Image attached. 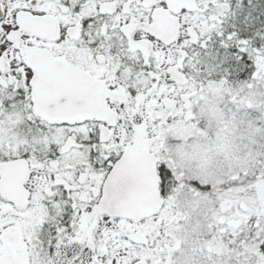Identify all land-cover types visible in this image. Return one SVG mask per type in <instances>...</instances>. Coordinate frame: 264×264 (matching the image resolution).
I'll use <instances>...</instances> for the list:
<instances>
[{
  "label": "snow or ice",
  "instance_id": "1",
  "mask_svg": "<svg viewBox=\"0 0 264 264\" xmlns=\"http://www.w3.org/2000/svg\"><path fill=\"white\" fill-rule=\"evenodd\" d=\"M0 264H264V0H0Z\"/></svg>",
  "mask_w": 264,
  "mask_h": 264
}]
</instances>
